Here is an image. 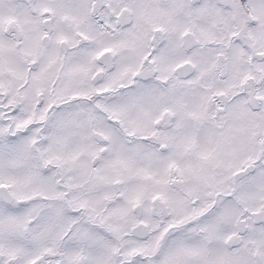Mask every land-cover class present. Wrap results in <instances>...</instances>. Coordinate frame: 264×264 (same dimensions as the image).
I'll return each instance as SVG.
<instances>
[{"label": "snow or ice", "instance_id": "1", "mask_svg": "<svg viewBox=\"0 0 264 264\" xmlns=\"http://www.w3.org/2000/svg\"><path fill=\"white\" fill-rule=\"evenodd\" d=\"M0 264H264V0H0Z\"/></svg>", "mask_w": 264, "mask_h": 264}]
</instances>
